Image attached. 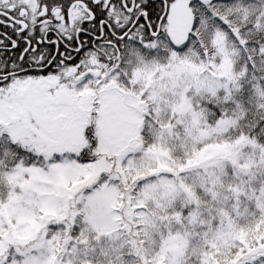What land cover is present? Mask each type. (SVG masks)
I'll return each mask as SVG.
<instances>
[{
  "label": "snow or ice",
  "instance_id": "6c2138e0",
  "mask_svg": "<svg viewBox=\"0 0 264 264\" xmlns=\"http://www.w3.org/2000/svg\"><path fill=\"white\" fill-rule=\"evenodd\" d=\"M0 264H264V0H0Z\"/></svg>",
  "mask_w": 264,
  "mask_h": 264
}]
</instances>
